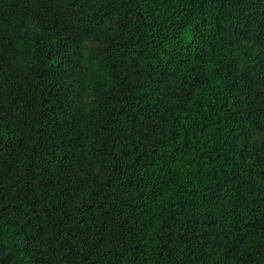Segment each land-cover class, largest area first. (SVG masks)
Segmentation results:
<instances>
[{"label": "trees", "instance_id": "obj_1", "mask_svg": "<svg viewBox=\"0 0 264 264\" xmlns=\"http://www.w3.org/2000/svg\"><path fill=\"white\" fill-rule=\"evenodd\" d=\"M0 264H264V0H0Z\"/></svg>", "mask_w": 264, "mask_h": 264}]
</instances>
